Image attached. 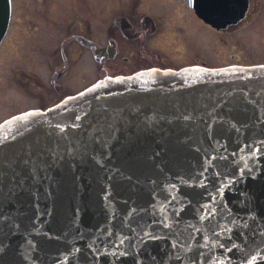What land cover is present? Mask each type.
<instances>
[{
	"label": "water",
	"instance_id": "95a60500",
	"mask_svg": "<svg viewBox=\"0 0 264 264\" xmlns=\"http://www.w3.org/2000/svg\"><path fill=\"white\" fill-rule=\"evenodd\" d=\"M262 65L104 75L0 121V264H264Z\"/></svg>",
	"mask_w": 264,
	"mask_h": 264
},
{
	"label": "flooded vegetation",
	"instance_id": "af4514ba",
	"mask_svg": "<svg viewBox=\"0 0 264 264\" xmlns=\"http://www.w3.org/2000/svg\"><path fill=\"white\" fill-rule=\"evenodd\" d=\"M263 26L264 0H7L0 121L104 75L264 62L247 60L238 42Z\"/></svg>",
	"mask_w": 264,
	"mask_h": 264
},
{
	"label": "rangeland",
	"instance_id": "374dc122",
	"mask_svg": "<svg viewBox=\"0 0 264 264\" xmlns=\"http://www.w3.org/2000/svg\"><path fill=\"white\" fill-rule=\"evenodd\" d=\"M256 28L257 27H255V29ZM262 28H264V26ZM243 36L245 37H242V40L240 39L238 42L241 44V48L244 50L242 53L248 58L247 60H249V58H252L250 60H256L264 56V44L258 43V40L259 42H264V29H251L250 31L248 29Z\"/></svg>",
	"mask_w": 264,
	"mask_h": 264
},
{
	"label": "snow or ice",
	"instance_id": "6c2138e0",
	"mask_svg": "<svg viewBox=\"0 0 264 264\" xmlns=\"http://www.w3.org/2000/svg\"><path fill=\"white\" fill-rule=\"evenodd\" d=\"M261 67H264V65H262ZM153 71H155V70H153ZM122 243V242H121Z\"/></svg>",
	"mask_w": 264,
	"mask_h": 264
}]
</instances>
